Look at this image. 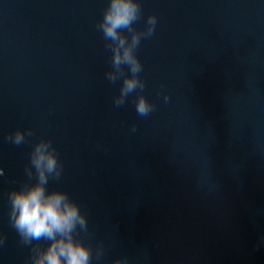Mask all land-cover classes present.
I'll return each instance as SVG.
<instances>
[{"label": "water", "instance_id": "95a60500", "mask_svg": "<svg viewBox=\"0 0 264 264\" xmlns=\"http://www.w3.org/2000/svg\"><path fill=\"white\" fill-rule=\"evenodd\" d=\"M137 2V30L157 19L136 49L147 117L139 89L113 103L108 0H0V264H31L9 193L35 181L41 139L62 165L47 190L87 219L74 237L90 264H264V0ZM16 130L32 134L17 146Z\"/></svg>", "mask_w": 264, "mask_h": 264}, {"label": "clouds", "instance_id": "9594fccd", "mask_svg": "<svg viewBox=\"0 0 264 264\" xmlns=\"http://www.w3.org/2000/svg\"><path fill=\"white\" fill-rule=\"evenodd\" d=\"M140 18L141 8L137 0H108L97 27L111 51V69L106 72V79L113 84L121 81L119 94L113 98L114 105L123 106L129 95L139 89L141 94L136 96L135 110L139 116L147 117L153 111V105L142 94L145 83L140 79L143 69L136 49L141 39L153 36L157 19L155 15H148L144 28L137 30L134 24ZM168 99L165 94V102ZM132 130H136L135 125ZM31 134V130H16L9 139L19 146L25 142L26 135ZM30 164L25 172L31 181L34 169L35 181L10 191L9 218L22 240L31 246V264H90V247L74 237L78 229L87 231L85 215L64 191L47 190L49 178L59 180L62 172L50 141L41 139L35 143ZM33 241L48 243L42 248ZM102 256L103 248L98 246L96 259L99 261ZM112 264H127V258H117Z\"/></svg>", "mask_w": 264, "mask_h": 264}]
</instances>
